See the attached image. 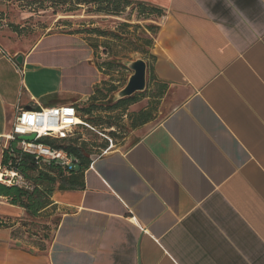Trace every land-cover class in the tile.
<instances>
[{"label": "crops", "instance_id": "0c3cea01", "mask_svg": "<svg viewBox=\"0 0 264 264\" xmlns=\"http://www.w3.org/2000/svg\"><path fill=\"white\" fill-rule=\"evenodd\" d=\"M2 1L0 166L16 107L79 109L102 79L81 33ZM132 1L162 12L158 114L90 146L32 215L0 180V264H264V0ZM108 138L79 125L66 140Z\"/></svg>", "mask_w": 264, "mask_h": 264}, {"label": "rangeland", "instance_id": "374dc122", "mask_svg": "<svg viewBox=\"0 0 264 264\" xmlns=\"http://www.w3.org/2000/svg\"><path fill=\"white\" fill-rule=\"evenodd\" d=\"M8 1H10L9 6L12 8H10V13L12 14L17 12V9H25L32 12L33 17L38 16L39 19L35 23L43 28L52 23L56 24V21L59 20L60 25L64 26L61 30L83 35L87 43L95 50L96 63L102 75V79L98 83L101 92L98 95L96 94L97 99L93 101V104L99 107L94 109L90 116L98 119L97 122L101 126H95V129L102 134L111 139L122 138L129 128L128 115L130 112L124 111V109L112 111L107 109L106 106L115 102L116 92L125 85L132 73L127 66V62L142 58L146 61L148 69V64H151L152 61L145 53L150 50L147 39L152 37L154 31L148 26H158L157 22L160 16H157L156 13H150L148 10L141 12L140 7L137 6L139 2H133L132 0V4L117 15L104 14L97 10V5L76 3V0ZM2 3L4 2L0 0V4ZM7 13H9V10ZM3 14L4 12L0 11V19L3 18ZM101 31L103 33H100ZM156 94L157 85L149 79L146 70L145 89L135 92L133 95H137L139 100L144 101L143 106L152 111V118L159 111L160 101L156 98ZM110 124L113 125L112 129L109 127ZM110 132L116 133L115 137L110 135ZM111 141L115 143L118 140ZM87 142L89 144L107 142V145L110 143L109 140L105 139L87 140ZM1 171L2 166H0ZM2 179L5 180L6 177Z\"/></svg>", "mask_w": 264, "mask_h": 264}, {"label": "trees", "instance_id": "16d2710c", "mask_svg": "<svg viewBox=\"0 0 264 264\" xmlns=\"http://www.w3.org/2000/svg\"><path fill=\"white\" fill-rule=\"evenodd\" d=\"M53 1H67V0H53ZM83 3V4H94L97 5V10L103 12L104 14L110 15H117L120 13L124 8L130 6L132 4L131 0H76V3ZM137 6L140 7L141 12L144 10H148L150 13H156L157 16H161V10L154 6H149L147 4L139 2ZM150 29L154 30L152 37L147 39V44L151 48L153 44L154 35L158 26H148ZM97 31V30H94ZM100 33H103L101 31ZM147 55L151 59L154 60V55L149 51H146ZM147 72L149 74V79H153L152 75V67L151 64H148ZM157 94L156 98L160 101L164 91L166 90L165 84H157ZM98 86L94 89V95L91 96L90 100L91 103L86 104L85 106L80 107L78 110L80 118L87 123L89 126L95 128V126H101L98 123V119L91 117V113L94 109H97L99 106L93 104V101L97 99L96 94H100L101 91ZM139 100L137 95H132L126 98L119 99L112 103L109 106H106L109 110H121L124 111L127 109V106ZM105 109V108H104ZM129 127H135L142 123H145L152 119V111L145 107L137 112H130L129 113ZM79 126V125H78ZM84 127V125H81ZM87 126H85L86 128ZM109 127H113V125H109ZM110 135L115 137L116 133L110 132ZM67 138L63 139H56L44 136L38 140L46 145H50L57 148H63L79 160L76 165H78V170H83L85 167L89 165L90 162V155L93 154L91 151L90 146H96L98 148L106 149L107 142H101L99 144H89L87 140H66ZM19 140H13L9 142V147L12 150V153L9 154L7 149L2 150V157L1 163L4 165L11 160L13 168L16 169L22 176L31 183V189L21 188L15 185L4 186L3 189L7 195L10 197V201L13 204H17L23 207L30 215L36 213L41 207H44L50 200L48 196L51 195L52 191L55 188L56 183H58L57 187L59 189L71 188L73 178L70 176L65 175V173H71L74 171L75 166L72 169L62 168L54 163H51L46 166H39L36 161L34 160L33 155L21 151L17 148V142Z\"/></svg>", "mask_w": 264, "mask_h": 264}, {"label": "built area", "instance_id": "2783aa9c", "mask_svg": "<svg viewBox=\"0 0 264 264\" xmlns=\"http://www.w3.org/2000/svg\"><path fill=\"white\" fill-rule=\"evenodd\" d=\"M14 65L17 64L13 61ZM19 70V69H18ZM20 71V70H19ZM78 125L89 127L79 116L77 108L73 104H62L54 107H40L39 109L26 110L16 107L15 116L12 121L11 130L6 135L7 144L4 149L11 154L9 142L19 140L17 148L33 155L39 166H46L51 163L72 169L78 162V158L63 148H57L39 142L40 138L47 136L56 139L68 138ZM34 134L31 141L19 139V135ZM109 146L112 145L110 138ZM103 150L102 152H104ZM2 178L9 185H15L25 189H31L32 185L21 173L13 168L11 160L2 165Z\"/></svg>", "mask_w": 264, "mask_h": 264}, {"label": "water", "instance_id": "95a60500", "mask_svg": "<svg viewBox=\"0 0 264 264\" xmlns=\"http://www.w3.org/2000/svg\"><path fill=\"white\" fill-rule=\"evenodd\" d=\"M128 68L132 71L129 75L125 85L119 89L115 94V101L132 96L135 92L143 91L145 89L146 82V70L147 63L142 58L127 62ZM19 139L31 141L34 138V134L19 135ZM97 156H91L96 158Z\"/></svg>", "mask_w": 264, "mask_h": 264}, {"label": "bare ground", "instance_id": "6f19581e", "mask_svg": "<svg viewBox=\"0 0 264 264\" xmlns=\"http://www.w3.org/2000/svg\"><path fill=\"white\" fill-rule=\"evenodd\" d=\"M0 180H2V174L0 173Z\"/></svg>", "mask_w": 264, "mask_h": 264}]
</instances>
